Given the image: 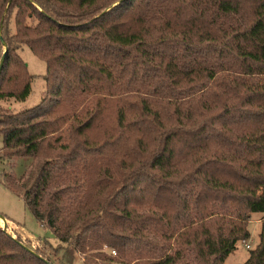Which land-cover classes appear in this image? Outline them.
Here are the masks:
<instances>
[{"label": "trees", "instance_id": "trees-1", "mask_svg": "<svg viewBox=\"0 0 264 264\" xmlns=\"http://www.w3.org/2000/svg\"><path fill=\"white\" fill-rule=\"evenodd\" d=\"M22 44L45 89L0 104V156L56 240L0 227V264H225L254 213L264 264V0H0V101L30 93Z\"/></svg>", "mask_w": 264, "mask_h": 264}, {"label": "rangeland", "instance_id": "rangeland-1", "mask_svg": "<svg viewBox=\"0 0 264 264\" xmlns=\"http://www.w3.org/2000/svg\"><path fill=\"white\" fill-rule=\"evenodd\" d=\"M17 53L26 64V68L29 74L32 75V79L31 90L25 100L17 101L5 99L0 101L3 107L10 106L12 111L23 110L39 103L45 89V61L36 56L25 44L20 45ZM7 85L8 84L5 82L3 88L7 87ZM1 147L2 135L0 133V149ZM31 160L32 159L29 157L8 158L0 156V215L5 217V229L10 235L30 246L33 250H36L38 247H41L44 241L43 239H47L52 243L56 239L51 234L50 230L39 223L30 211L27 210L22 196L13 192L7 186V182L4 178L5 174L12 175L16 179L23 177L31 164ZM260 218L261 215L259 213H254L249 218L248 230L250 237L247 240L238 241L236 243V249L225 258V264H239L247 259L250 249H254L258 243ZM3 225L4 222L0 218V227L2 229L4 227ZM244 243L248 244L249 247H246ZM104 250L112 255L115 254L107 247H105ZM73 258L79 260V262L77 261L74 264H83L81 260L84 258V254H76L73 252Z\"/></svg>", "mask_w": 264, "mask_h": 264}, {"label": "water", "instance_id": "water-1", "mask_svg": "<svg viewBox=\"0 0 264 264\" xmlns=\"http://www.w3.org/2000/svg\"><path fill=\"white\" fill-rule=\"evenodd\" d=\"M4 55H5V53H3V55H2V57H1V59H0V72H1V69H2V65H3V61H4ZM0 218L3 220V222H4V227H3V229H5V224H6V219H5V217H3V216H1L0 215Z\"/></svg>", "mask_w": 264, "mask_h": 264}, {"label": "built area", "instance_id": "built-area-1", "mask_svg": "<svg viewBox=\"0 0 264 264\" xmlns=\"http://www.w3.org/2000/svg\"><path fill=\"white\" fill-rule=\"evenodd\" d=\"M244 244H245V246H246V247H249V245H248V244H246V243H244Z\"/></svg>", "mask_w": 264, "mask_h": 264}]
</instances>
